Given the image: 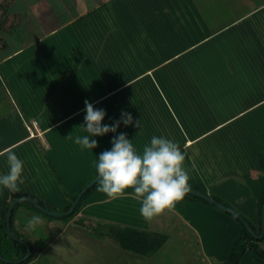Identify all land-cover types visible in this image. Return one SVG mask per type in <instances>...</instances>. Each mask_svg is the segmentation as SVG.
Here are the masks:
<instances>
[{
	"label": "crops",
	"instance_id": "obj_1",
	"mask_svg": "<svg viewBox=\"0 0 264 264\" xmlns=\"http://www.w3.org/2000/svg\"><path fill=\"white\" fill-rule=\"evenodd\" d=\"M16 1L18 0L11 2ZM52 4L53 1L50 3V0L20 2V5H27L25 7L28 8L24 10V13L29 16V12H32L39 23L40 30H42V34L38 36L40 38L38 42L32 40V43L37 45L33 46L32 44V49L39 51L41 42L49 44L44 47H51L46 51L49 53L47 59L49 61H43L41 64L30 62L31 72L33 74L34 68L38 70L41 67L44 71L52 70L55 76L52 77V80L45 78L49 76V73L42 74V79H40V74L35 75L46 85L52 84V86L47 89L41 105H36L33 108L31 99L27 98L28 109L26 112L29 117L17 110L13 116L10 113L5 119L0 120V175L8 172L7 153L9 151L14 152L24 164V182L19 185V191L13 192L0 186V216L4 214L7 206L9 207L12 199L15 198L12 197L13 193H27L39 198L45 206L52 210H66L71 194L63 193L48 163L49 160L62 178L69 193L75 192L97 175L95 170L97 156L107 150V144L112 142L114 137L122 133L123 126L119 125L115 133L109 132L103 136L93 137L98 141V147L94 149H84L75 144V136L88 134L80 127L85 125V100L91 102L94 108L98 106L97 108L105 110L106 116L102 124L113 126L114 122L121 120L122 113H130L134 109L131 99L136 104H140L143 109V106L151 107L150 103L160 97V102L157 101V109H166L172 118L174 116L175 120H171L170 124L162 125V138L177 142L181 150L186 153L185 167L191 176V187L205 191L211 196L226 197V200L233 202L232 207L234 206L239 212L241 210L240 213L249 220L251 225L260 230L262 227L260 204L264 201V177H254L253 180L257 200L246 183L244 185L240 181V183L232 184V181L227 177H215L217 172L213 168L215 163L222 158L217 154L214 145L226 149V151L227 147L224 146V143H222V147L221 143L219 144L220 141H225V138L220 139L212 136L216 130L224 129L241 116H249L257 107V103H263L264 96L253 99L246 98L248 105H245L243 109L233 110L228 115L226 114L225 119L217 121L207 131L195 132L190 128L192 126H186V124L184 126V122L178 120V117V119L176 118L175 112L171 108L172 104L164 98L166 92L157 80L156 72L172 57H177L195 45L223 35V37L231 39L237 38L239 44L243 42L244 45L238 50L233 47L227 48L223 51V55L217 56L212 65L213 69L219 70L226 80L218 81V84L251 86L253 84L252 77L245 74L238 78L240 84L237 85L235 79L233 81L235 74L230 73L229 67L240 70V67L243 68L240 61H243L247 64L252 62L256 68L264 70V0H122V2L121 0H63V2L60 0L57 2L56 9H53V6L50 9ZM58 5H63V9L58 11ZM80 5L82 10L79 13H82V16L68 12ZM35 7L49 8L44 13V9L39 12ZM5 13L7 16L13 15V19L17 20L18 12H11V9L8 8L5 11L0 0V15ZM85 15L88 16L84 17ZM101 17H107L108 20L113 19L109 20V23L111 25L114 23L115 28L121 25L125 18H133L147 29L146 35L152 37L155 46L154 52L160 54L161 58L150 63L146 68L140 69L141 72L138 73L139 70H137L135 72L137 74L134 75H132L134 72L131 73L128 69L120 71V73L127 72L128 74L116 73L112 81L108 80V76L105 74L95 70L98 77L93 81H96L97 85L101 84L102 87L94 92L85 86L81 78L74 73L76 66L78 67L76 63L67 64L65 62V66L59 69V76L54 69H56V63L60 58L59 55L64 57L69 53L65 51L66 41L71 42L73 37H81V29L85 31L79 24L91 21L93 25H96L97 22H100ZM27 19L29 20L31 17L24 20ZM46 22H50L48 28L44 25ZM14 23L13 21L12 25ZM94 27L91 26L93 29ZM226 32H231V34L227 35ZM92 33L85 31V36H87L85 41L90 42L93 39ZM111 33L109 32V35ZM249 35H252L254 39L249 40L247 38ZM112 37L114 38V33H112ZM190 37L192 39L187 40ZM43 38L47 40H41ZM221 42H223L222 38ZM246 42L248 43L246 44ZM98 43V46L89 44L90 48L86 50L83 46L86 55L80 54V58L83 60L87 58L91 61L87 52L99 50L102 53L103 49L107 47L105 46L106 36L104 35ZM224 44L227 45L225 41ZM116 45L117 43H115ZM167 45L170 49L167 48L168 51H164ZM100 49L102 50L100 51ZM237 54L242 55L237 56ZM110 55L112 56V54ZM224 56L227 58L225 59ZM257 56H260L257 59L258 62H253ZM92 59L95 61L94 57ZM106 63L109 62L105 61ZM244 68L246 67L244 66ZM64 73L67 78L63 77ZM236 76H238L237 72ZM146 77L149 80L148 83L140 84V81ZM59 79L65 82L59 84L57 82ZM195 81L198 84L200 80L196 77ZM85 82L87 81L84 80ZM133 86L136 89L132 90ZM249 92L251 91H247V93ZM123 94L124 96H122ZM76 96L78 101L75 100L76 102L71 104L70 98L73 97L74 100ZM162 99L163 104L161 103ZM135 106L137 107V105ZM152 114L154 113L150 112V115ZM216 114L219 113L216 112ZM131 116L135 124L138 120H142L141 114L138 115V112L132 113ZM33 118L38 120L35 129L43 130L40 136L34 137L26 126V123H31ZM141 123L142 121H140ZM143 126L141 124V127ZM8 134L10 136L6 138ZM70 135H72L71 139L68 138ZM142 135L145 138L131 139L138 150L142 149L145 144H149L151 137L157 134L150 131ZM48 144H51L49 149L47 148ZM227 153L230 157L231 153L229 151ZM259 155L262 156V153ZM225 180L231 183L230 192H232L233 198H230L229 192L220 189L219 185ZM97 188L83 199L79 209L73 215L69 214V217L41 212L28 204L27 201H20L15 205L12 211L11 227L14 233L24 237L31 244L32 259L42 257L47 264H106L109 261H112L111 264H172L174 261L182 264H229L231 239H235L241 231V225L237 219H234L235 217L230 215L231 213L218 210L200 199L184 198L177 202L172 210L148 221L140 215V203L133 197L131 191L124 197L113 200L100 193ZM34 216L40 218V223L33 229H29L27 221ZM111 223L117 225L113 226ZM77 224H82L84 227L94 226L100 229V233L90 236L85 229ZM88 227L87 229L93 230ZM105 228L106 230H104ZM127 237L132 238L136 246L145 245L147 252L144 254L135 249L124 247L121 239L124 240ZM5 239L1 237L0 244L7 250L8 247L3 246L6 243ZM110 239H114V245H117H113L111 251H109L111 242H108ZM159 240H163L161 245L154 251L149 250ZM182 244L188 245L184 249V254L187 256L181 255L179 249L176 252L177 245L184 248ZM190 248L198 250L196 254L192 255L194 257L187 254ZM240 261L243 264H260L255 261L248 250L243 253Z\"/></svg>",
	"mask_w": 264,
	"mask_h": 264
},
{
	"label": "rangeland",
	"instance_id": "obj_2",
	"mask_svg": "<svg viewBox=\"0 0 264 264\" xmlns=\"http://www.w3.org/2000/svg\"><path fill=\"white\" fill-rule=\"evenodd\" d=\"M11 1L12 0H1V5H4V9L8 8L9 10L11 9V12L13 11L18 13L16 17L17 20H14L13 15L11 14L10 16H7L6 13L0 15V77L2 80V85L0 83V120L5 119L10 113H12L13 116V114L17 112V110L22 111L23 115L29 117L28 113L26 112V110L28 109L27 98L31 99L33 108L36 105H41L43 103L42 98L45 97L47 89L52 86V84L46 85V83L40 80L43 78L42 74L45 75L49 73V76H46L45 78L52 80V77L55 76L52 70L44 71L41 67L38 70L34 68L35 72L33 71L32 74V65H29L30 62L40 64L43 61L48 62L49 60L47 59L49 58V53H47L46 51L48 49H51V47H44V45H46L47 43L41 42L42 45L40 44V52L36 49H32L33 46L36 45L32 43V40L34 42H38V40L40 39L38 38V36L42 34V30H40V27L38 25L39 23L36 21V18L32 12H29V16L31 17V19L24 20L25 18H30L29 16H27L26 13H24V10L28 8L25 7L27 5H20V2L24 3L25 0H22L20 2L19 0L16 2ZM52 1L53 4L50 5V9L51 6H53V9H56L57 2L60 0H50V3ZM61 1L63 2V0ZM35 8L38 9L39 12L44 9L45 13L48 11L49 7ZM74 8L75 9H71L68 12H74L77 15L82 16V13H79L82 10L81 5L76 6ZM62 9L63 5H58V11ZM87 16L85 15L84 17ZM5 17L6 19H4ZM19 20H21V22H19ZM109 20L112 21L113 19ZM109 20L107 19V17H101L100 22H97L96 25H93L91 21L79 24L85 29L87 33L93 32V39L90 42H88L87 40L85 41V38L87 36H85V31H82V29L80 32L81 37H73V35H71L74 40L72 39L71 42L66 41L67 44H65V51L69 53L64 57L59 55L60 58L56 63V69H54V71L56 70L58 76L60 73L59 69H61L62 66H65V62L67 64L76 63L78 67L76 66L74 73L81 78L82 83L85 86L91 88L92 91L96 92V89H100L102 85H97L96 81H93L95 78L98 77L95 70H97L99 73L105 74L106 76H108V80L112 81L116 73H120V71L128 69L129 72H134L132 73V75H134L137 74L135 73L137 70H139L137 71L139 73L141 72L140 69L146 68L150 63H153L161 58L160 54H155L154 52L155 46L152 42V37L146 35L147 29L137 23V21H135L133 18H125L122 24L118 25L117 28L114 27V23L113 25H111L109 23ZM13 21L15 22L14 26L12 25ZM49 23L50 22H46L44 23V25L48 28ZM91 26H95L94 29L91 28ZM109 32L114 33V38L112 37V33L109 35ZM226 33L227 35L231 34V32ZM104 35L106 36L105 46L107 47L103 49V52L100 53L99 50L97 52H87L90 55L91 61H93L92 57H94L95 61L91 62L87 58L85 60L80 58V54H82V56L86 55L84 53L83 46L85 50L90 48V45L98 46V41ZM117 36H119V38H116ZM35 37L37 38L35 39ZM221 38L223 42H221ZM247 38L249 40L254 39L252 35L247 36ZM45 39L46 38H43L41 40L45 41ZM191 39L192 37H190V39L187 38V40ZM5 41L6 45H3V43L5 44ZM81 41L83 42L81 43ZM224 41L227 45L224 44ZM238 41L239 39L237 38L231 39L229 37H223V35L217 36L211 41L209 40L199 45H195L190 49H187L183 53H180L177 57L174 56L175 58L172 57V60L170 59L168 62H166L165 65L161 66L162 68L160 70H157V80L160 82L164 92H166L164 98L172 104L171 108L174 110L176 118L178 117V120L184 122V126L185 124L186 126H192L190 128L195 132H201V130L207 131L210 127L215 125L217 121L225 119L226 114L228 115L229 113L233 112V110L236 111L239 109H243L245 105L247 106L248 103L246 101V98L253 99L258 98V96H264V70L256 68L255 65H252V62L247 64V62L240 61V65L243 67L242 69L240 67V70H234L229 67L230 73L235 74V76L233 77V81L235 79L237 85L240 84L238 78H240L241 76L243 77L245 74L246 76L249 75L252 77L253 84L251 86H223L221 84H218V81L226 80L219 70L217 71L213 69V62L217 59L218 55H223L222 53L225 49H230L233 47L235 49L237 48L238 50L239 47H242L244 45L243 42L239 44ZM115 43H117L116 46ZM247 43L248 42H246V44ZM47 45L49 46V44ZM79 45L80 47H78ZM20 47L21 49H19ZM165 48L166 49H164V51H168L167 48L170 49L168 45ZM17 49L19 50L16 51ZM101 50L102 49H100V51ZM110 54H112V56ZM240 55L242 54H237V56ZM224 57L225 59L227 58V56ZM259 57L260 56L255 57L253 59V62L257 61ZM79 58L80 62L78 60ZM63 60L64 63H62ZM104 60L109 63L105 64ZM244 66L246 68H244ZM236 72L238 73V76H236ZM37 74L41 75L40 79L35 77V75ZM120 74L127 75L128 73L122 72ZM65 75L66 73H64L63 77L67 78V76ZM25 76L30 78L23 79L22 77ZM196 77H198V80H200L198 84H196L195 81ZM84 80H86L87 82L84 83ZM148 81L149 80L146 77L145 79L140 81V84L146 85ZM57 82L61 84L65 81L59 79ZM91 82L94 84H92ZM134 86L132 90L136 89ZM247 91L251 92L247 93ZM122 96H124V94ZM136 99L138 100V97ZM159 99L153 100L150 103L151 107L143 106L144 110L142 109L140 104H136V102L131 99L132 103L134 104V109L129 114L132 115V113L136 112H138V115L141 114L142 120L138 121H142L141 124H143L144 126L138 128L136 127L134 121L131 125H124L123 123H121L120 125L123 126L122 133L126 134L128 139L131 140L133 138H145L142 134L146 132L148 133L150 131L156 133V136L162 137V125L170 124L171 120L175 121L173 119L174 116L172 118L168 114V111L166 109H157V101L160 102ZM236 99L240 100L237 101ZM75 100L78 101L77 96L74 98V100L73 97L70 98L69 102L72 104L73 102H76ZM250 102L253 103L254 101ZM262 102V104L257 103V107L249 114V116H241L239 119H236L231 124L227 125L224 129L216 130L215 134L212 136L214 138L219 137L220 139L225 138V141H220L219 144L221 143L222 147V143H224V146L227 147V151L231 153V156L229 157L226 149H221L220 147L214 145L217 149V154L222 158L221 160H218V162L222 165L219 166V163L216 161L215 166L213 165V169L215 170V172H217L215 173V177H227L232 181V184L240 183V181L243 182L244 185L246 183L250 187V192L254 195L256 200L258 197H256L254 193V177H264V100ZM161 103L163 104V99L161 100ZM135 105H137V107ZM97 107L95 109H101ZM150 112L154 114L150 115ZM216 112L219 114H216ZM11 120H13V118H11ZM34 120L37 119L33 118L31 122L33 123ZM33 129L34 131H37V134L35 136L41 135L43 132V130L39 128L35 129V127H33ZM9 136L10 134L6 135V138H9ZM50 147L51 144H48L47 148L49 149ZM260 153H262V156L259 155ZM211 157L214 158L213 155H211ZM90 180H88V182ZM230 184L231 183L225 180L219 186L221 190L229 192L230 198H233L232 192H230ZM59 185L61 186V189L63 191L62 185L60 183ZM84 185H86V183ZM231 187L233 188L234 186L232 185ZM63 193H65V191H63ZM245 194L248 193L245 192ZM221 197L225 202L229 203V207L234 208V206H231L234 205L233 202L226 200V197L224 196ZM262 207L263 203L261 205V208ZM220 208L222 209V207ZM217 209L220 210L219 208ZM230 215L234 218L232 214ZM69 216L70 215H67L65 217ZM65 217L63 218L66 219ZM237 222L240 224L238 220ZM93 223L95 224L96 222L94 221ZM112 224L113 226L117 225L116 223H111V225ZM77 225L85 229V231L88 232L90 236L96 235L95 233H100V229L94 226H87L88 228L93 229L92 232L91 230L87 229L86 226L84 227L82 224ZM104 230H106V228ZM239 235L235 239H231V242L233 243L234 240L238 239ZM4 238H6V243H4L3 246L8 247V250L3 248V256L7 259H16L14 257L16 252H13V237L10 235H4ZM260 241V245L264 248V239ZM108 242H111V247L109 251H111L114 246H117L114 245V239H110L108 240ZM241 242V240L236 242L237 246H240ZM183 246L184 248L182 249L181 247H179V245H177L176 252L179 249L182 253L181 255H183L184 249L188 245L186 244L185 246V244H182V247ZM205 246L208 245L205 244ZM197 252L198 250L190 248L189 253L187 251V254H189L190 257H194L192 255L196 254ZM183 256L187 255L184 254ZM2 261L4 260L2 259ZM111 263L112 261H109L106 264ZM25 264L47 263L42 257H35L34 259ZM172 264L182 263L174 261Z\"/></svg>",
	"mask_w": 264,
	"mask_h": 264
},
{
	"label": "clouds",
	"instance_id": "obj_3",
	"mask_svg": "<svg viewBox=\"0 0 264 264\" xmlns=\"http://www.w3.org/2000/svg\"><path fill=\"white\" fill-rule=\"evenodd\" d=\"M85 106V125L80 127L88 134L77 135L74 139V143L81 148L94 149L98 147V141L93 137L115 133L120 123H133L131 114L125 112L113 126L103 125L105 110L95 109L88 100H85ZM136 127H141L140 121L136 122ZM68 138L71 139L72 135ZM97 157V190L113 200L131 191L140 203L139 212L145 220L151 221L172 210L191 190V176L185 167L186 153L171 139L153 136L149 144L138 150L132 140L121 133L112 139V148ZM7 165L8 172L0 175V186L13 192L19 191V185L24 182L23 161L9 151ZM39 223L40 218L34 216L27 221V227L33 229Z\"/></svg>",
	"mask_w": 264,
	"mask_h": 264
},
{
	"label": "trees",
	"instance_id": "obj_4",
	"mask_svg": "<svg viewBox=\"0 0 264 264\" xmlns=\"http://www.w3.org/2000/svg\"><path fill=\"white\" fill-rule=\"evenodd\" d=\"M5 11H7V9H5ZM4 19H6V17ZM14 25L15 24H13V26ZM4 45H6V41H5V44ZM4 75H6V74H4ZM1 81L2 80H1V77H0V83L2 85V82ZM106 147H107V150H110L112 148V142L108 143ZM48 163H49V165H50V167H51V169H52V171L54 173V176H55L56 180L62 185L63 191H65L64 194L65 195H70L71 194L70 195V199H69V203H68V205L66 207V209H67L70 206V204L72 203V201L74 200V198L76 197L78 191L84 186V184L80 188H78L75 192L69 193V191L67 190L66 186H64V184H63L62 178L60 177V175L57 173L56 169L54 168V165L52 164V162L49 160ZM97 187H98V181L95 184H93L89 189H87V191L82 195L79 203L77 204V206L75 207V209L71 213V215H73L79 209V206L81 205V202L83 201V199L87 195H89L91 192H93ZM24 195L30 196L27 193H23V194L22 193H13L12 197L24 196ZM31 197H33L34 199H36L37 201H39V203H41V204L44 205V203L39 198H37V197H35L33 195H31ZM213 197L216 198L219 201L225 202L220 197H217V196H213ZM184 198L200 199V200H203V201L211 204L212 206H214L216 208H219L220 210H224L225 211V209H223V208L221 209L215 203H213V202H211V201H209V200H207L205 198H202L200 196L194 195L192 193H187V195ZM27 203L28 204H31L33 207H36L33 203H30L28 201H27ZM225 203L227 205H229V203H227V202H225ZM261 205H262V203L260 204V207H261ZM7 209H8V206H7L4 214L2 216H0V239H1V237H4V235L9 236L8 235V232L6 230V218H5ZM235 219H237L240 222V224L242 225V230L240 232L239 238L236 239V240H234V242L231 244L230 252H229V255H228V263L229 264H234V261L237 258L238 259V262L237 263L238 264H243L240 261V258H241V256L243 255V253L246 250H249L250 253L252 254L253 258L255 259V261L259 262L260 264H264V248L260 245V242H261L260 240L264 239V236H263L262 239H257L254 235H252V233L248 230V228L237 217H235ZM257 231H260V230H257ZM121 240H122L123 246L126 247V248L135 249V250L140 251V252H142L144 254L147 252L145 245H142L141 244L140 247L139 246H136L134 244V240H132V238H128L127 237L126 239H124V240L121 239ZM239 240H241L242 242L240 243L241 244L240 246H237L236 242H238ZM162 241L159 240L156 243V245L150 247L149 250H153V251L156 250L161 245ZM13 243H14L13 244V246H14L13 252L14 251L16 252L14 257L15 258H19V257L23 256L26 253V251H27L26 246L23 243L15 240V239H13ZM1 245L2 244H0L1 251L3 252V247ZM32 258H33V253H31V255L26 260H24V261H22L20 263H8V262H4V261H2L0 259V264H25V263L29 262Z\"/></svg>",
	"mask_w": 264,
	"mask_h": 264
},
{
	"label": "water",
	"instance_id": "obj_5",
	"mask_svg": "<svg viewBox=\"0 0 264 264\" xmlns=\"http://www.w3.org/2000/svg\"><path fill=\"white\" fill-rule=\"evenodd\" d=\"M3 45H4V43H3ZM97 181H98L97 175H95V177H93L88 183H86V185H84V187H82V189L78 192V194L76 195V197L74 198V200L70 204L69 208L64 210V211L52 210L49 207L39 203V201H37L36 199H34L33 197L28 196V195L13 198L11 203L9 204L7 211H6L7 232H8V235L13 237V239L23 243L26 246L27 251L23 256H21L19 258L7 259L3 256V253H2L1 248H0L1 260L3 259L4 261H6L8 263H20V262L26 260L32 253L31 244L24 237H21V236L17 235L16 233H14V231L12 230V227H11L12 211L18 202L28 201V202L33 203L38 209H40L41 211H44L47 214L54 215V216H66V215L71 214L74 211V209L77 206V204L79 203L82 195L87 191V189H89ZM188 193H192L194 195L205 198V199L215 203L217 206L222 207L223 209H225L226 211H228L229 213H231L232 215L237 217L248 228V230L252 233V235H254L257 239L263 238V236H264V201H263V207L261 208L262 227H261L260 231H257L251 225L249 220L246 219L238 210H236L235 208L229 207L227 204L217 200L213 196L209 195L207 192L191 187V190ZM237 262H238V259L236 258L234 261V264H238Z\"/></svg>",
	"mask_w": 264,
	"mask_h": 264
},
{
	"label": "built area",
	"instance_id": "obj_6",
	"mask_svg": "<svg viewBox=\"0 0 264 264\" xmlns=\"http://www.w3.org/2000/svg\"><path fill=\"white\" fill-rule=\"evenodd\" d=\"M37 124H38L37 120H34L33 123L32 122L31 123H26V126L30 129L32 135H36L37 134V131H34V129H33V127H36Z\"/></svg>",
	"mask_w": 264,
	"mask_h": 264
},
{
	"label": "flooded vegetation",
	"instance_id": "obj_7",
	"mask_svg": "<svg viewBox=\"0 0 264 264\" xmlns=\"http://www.w3.org/2000/svg\"><path fill=\"white\" fill-rule=\"evenodd\" d=\"M2 38V37H1Z\"/></svg>",
	"mask_w": 264,
	"mask_h": 264
}]
</instances>
